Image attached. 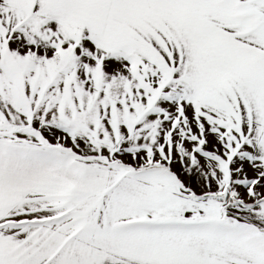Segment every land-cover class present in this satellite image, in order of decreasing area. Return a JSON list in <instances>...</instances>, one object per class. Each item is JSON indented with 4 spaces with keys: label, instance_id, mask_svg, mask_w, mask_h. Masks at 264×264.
<instances>
[{
    "label": "snow or ice",
    "instance_id": "snow-or-ice-1",
    "mask_svg": "<svg viewBox=\"0 0 264 264\" xmlns=\"http://www.w3.org/2000/svg\"><path fill=\"white\" fill-rule=\"evenodd\" d=\"M0 264H264V0H0Z\"/></svg>",
    "mask_w": 264,
    "mask_h": 264
}]
</instances>
